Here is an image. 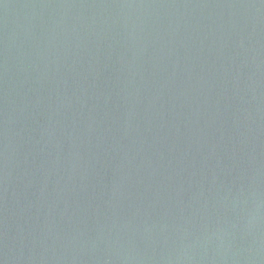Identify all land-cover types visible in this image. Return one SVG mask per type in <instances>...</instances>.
<instances>
[{
  "label": "water",
  "instance_id": "obj_1",
  "mask_svg": "<svg viewBox=\"0 0 264 264\" xmlns=\"http://www.w3.org/2000/svg\"><path fill=\"white\" fill-rule=\"evenodd\" d=\"M0 264H264V0H0Z\"/></svg>",
  "mask_w": 264,
  "mask_h": 264
}]
</instances>
